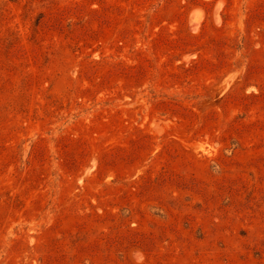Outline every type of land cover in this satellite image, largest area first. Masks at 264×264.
<instances>
[{"label": "rangeland", "instance_id": "rangeland-1", "mask_svg": "<svg viewBox=\"0 0 264 264\" xmlns=\"http://www.w3.org/2000/svg\"><path fill=\"white\" fill-rule=\"evenodd\" d=\"M0 264H264V0H0Z\"/></svg>", "mask_w": 264, "mask_h": 264}]
</instances>
